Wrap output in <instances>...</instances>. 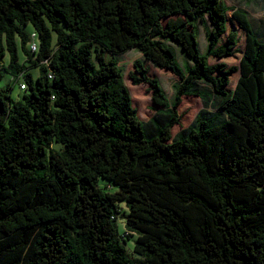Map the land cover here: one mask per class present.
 <instances>
[{
  "label": "trees",
  "instance_id": "1",
  "mask_svg": "<svg viewBox=\"0 0 264 264\" xmlns=\"http://www.w3.org/2000/svg\"><path fill=\"white\" fill-rule=\"evenodd\" d=\"M231 9L225 0H0V78L6 70L26 85L18 100L11 85L0 89V264H264V41L234 10L246 46L230 66L240 51ZM132 49L142 55L132 84H148L155 104L147 121L115 58ZM146 61L179 77L173 102ZM183 96L204 108L173 136Z\"/></svg>",
  "mask_w": 264,
  "mask_h": 264
},
{
  "label": "rangeland",
  "instance_id": "2",
  "mask_svg": "<svg viewBox=\"0 0 264 264\" xmlns=\"http://www.w3.org/2000/svg\"><path fill=\"white\" fill-rule=\"evenodd\" d=\"M227 5L232 8L228 12V18H229V30L232 27H235L238 31L240 41L238 44V48L240 51L236 54H234V57L227 59L228 64L230 66L233 65H239L240 64V58L243 54V50L246 46V33L245 29L235 20L232 19V13L236 9H244L248 16L249 20L252 23V26L255 28V30L258 32L260 39L264 41V0H225ZM207 24L209 27H211V24L209 21H207ZM31 26L25 27V30L28 33H31L32 31ZM227 37V34L222 37L221 43L225 41ZM56 41V35L54 34V43ZM38 43V40H36ZM174 46L176 53H177V59L179 63L184 66L185 63H189L190 65L193 63L185 54V52L181 49L179 45H177L174 42H171ZM199 45L200 50L202 54H206L208 49V39L206 35V29L204 24L202 22H199ZM18 47H19V55L20 60L23 61L24 54L21 49V41L18 40ZM111 55H109V58ZM115 58L119 61L120 66L123 68L124 72V79L125 83L129 87V90L132 94V101L133 105L138 109V115L142 121H147L150 117H152L155 113V110L153 109L155 107L153 98H152V92L148 90L149 85L148 84H141V85H133L132 80L129 76V72L134 69V61L138 58H142V55L138 50L132 49L126 53L115 55ZM9 61V55L6 56V62ZM221 59H217L215 57H210L209 62L211 64H215L220 62ZM146 65L150 67V73L151 75L157 77L159 81L161 82L163 89L169 98L171 102L174 101L175 96V85L180 82L179 77L174 75L173 73L169 71H164L161 69L156 68L153 64L146 61ZM30 72L33 74L34 81L36 82V77L38 74L37 68H31ZM240 77V73L237 72L232 75V79L230 82L229 87L231 89L235 88L236 83ZM11 85V96L14 100L20 99V97L23 94V91L20 89V84L18 81L15 82L12 75L4 70L1 72V78H0V89L5 88L7 86ZM204 108V104L202 100L199 97L195 96H183L182 97V103L178 109L179 114L181 115L180 125H175L172 129V134L175 136L182 128L189 127L195 120L197 114ZM100 186L105 187L108 191H116L117 187L111 185L109 181L105 179H100L99 182ZM122 207L128 210L126 207V204L124 202H121ZM119 232L123 233L125 231V224L126 219L123 214L119 215ZM134 244V241L128 240L127 248H132Z\"/></svg>",
  "mask_w": 264,
  "mask_h": 264
},
{
  "label": "built area",
  "instance_id": "3",
  "mask_svg": "<svg viewBox=\"0 0 264 264\" xmlns=\"http://www.w3.org/2000/svg\"><path fill=\"white\" fill-rule=\"evenodd\" d=\"M31 47H32V50H33V51L36 49V45H35L34 43L32 44ZM20 86H21L22 89H25V88H26L25 83H22Z\"/></svg>",
  "mask_w": 264,
  "mask_h": 264
}]
</instances>
